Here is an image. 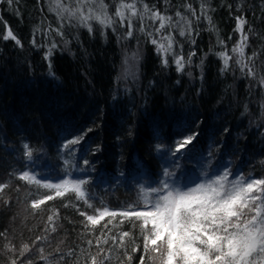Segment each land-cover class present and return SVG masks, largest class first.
Wrapping results in <instances>:
<instances>
[{"label":"trees","instance_id":"trees-1","mask_svg":"<svg viewBox=\"0 0 264 264\" xmlns=\"http://www.w3.org/2000/svg\"><path fill=\"white\" fill-rule=\"evenodd\" d=\"M116 2L105 0L110 15L115 13ZM137 3L141 9L147 4L171 17L173 26L161 33L170 34L174 52L184 56L182 72L176 70L170 55L168 65L162 63L152 37L139 30L138 18L128 38L126 25L114 30L93 21L89 32L74 22L59 20L52 11L53 0L0 3V184L8 185L0 193V232L5 233L0 236V264H11L13 259L20 264L19 250L24 244L30 248L25 255L32 264H84L81 251L88 249L87 240L95 244V236L107 222L85 229L77 208L88 214L93 209L71 193L56 197L54 189L19 180L23 171L43 181L86 179L93 206L110 209L133 204L141 186H157L166 179V169L175 173L173 179L181 185L206 179L205 172L212 176L221 170L264 177V85L260 83L264 77V0ZM181 17L189 22L190 32L185 36L179 35L178 25L185 23ZM237 17L246 21L245 61L252 58L249 67L254 77L245 74L247 69L242 73L235 63L232 49L241 39ZM143 24L146 32L160 39L155 31L159 21L146 17ZM57 28L63 35L57 34ZM8 30L20 44L3 39ZM221 51L233 57L227 70H222ZM134 54V62H129L138 71L135 83L122 76ZM190 133L199 135L182 153L172 155L169 149ZM81 135V143L63 147ZM25 144L33 153L31 159L25 155ZM46 195L54 199L38 210L30 207L32 200ZM53 210L59 213L57 230L45 232ZM129 229L125 222L113 234ZM132 232L140 244L139 230ZM38 236L47 239L37 241ZM11 247L16 251H9ZM39 249L47 260L41 259ZM69 251L73 255H67ZM89 251L94 254L95 246ZM140 255L132 253L131 264H139Z\"/></svg>","mask_w":264,"mask_h":264},{"label":"snow or ice","instance_id":"snow-or-ice-1","mask_svg":"<svg viewBox=\"0 0 264 264\" xmlns=\"http://www.w3.org/2000/svg\"><path fill=\"white\" fill-rule=\"evenodd\" d=\"M3 2L11 5L13 0H0V3ZM108 9L109 5L105 0H71L69 3L65 0H53L52 6V11L59 20L74 22L80 27L87 28L89 32L92 31L93 21L104 28L114 30L115 26L126 25L128 38L133 36V20L138 18L141 21L139 30L152 37L151 43L156 45V52L161 55L162 63L167 66V57L170 55L176 70L178 72L184 70L185 58L174 52L172 36L161 33L162 29L173 26L171 17L161 15L147 4L141 9L137 0H117L114 15H110ZM189 10H191L190 6ZM177 16H180L179 12ZM146 17L152 21H159L155 31L160 34V39L154 38L151 31L146 32V26L143 24ZM181 19L185 23L178 25L179 35L185 36L186 31L190 32L189 22L184 17ZM208 19L211 21L210 17ZM245 23L244 19L237 17L236 30L241 32V39L232 52L237 57L235 63L239 66V70L245 73L247 69L245 74L254 77L255 72L249 67L252 58L248 57V61H245L248 40L243 29ZM55 31L58 35H63L60 28ZM10 38L20 44L13 32L8 30L3 39ZM192 43L195 41L193 40ZM51 48H56V44L53 43ZM50 55L51 49L45 59L47 60ZM192 55L195 53H190L188 63L191 62ZM218 55L223 60L222 70H227L229 61L233 57L226 51H221ZM133 58H136V54ZM260 83L264 85V77L260 79ZM197 135L199 133L183 136L169 151L172 155L182 153L193 143ZM82 140L83 135L77 136L66 141L63 147L69 149ZM24 149L25 155L31 159L33 153L28 150L27 144L24 145ZM65 163L68 164V161ZM84 164L87 165L88 161L85 160ZM204 175L207 176L206 179L181 185L173 179L175 173L166 169L163 172V177L166 179H161L157 186H141L136 201L122 209L94 207L86 189L88 180L83 178L43 182L28 171L21 172L17 178L29 185L35 184L44 189H54L56 197H64L71 193L76 200L93 209V214H88L77 208L79 215L84 217L82 223L85 229L97 228L107 219L100 233L95 236V244L93 239H88V249L81 251V255H84V264H114L115 261H119V264H125V261L131 264L132 253L138 251L141 252L138 257L139 264H146V261L147 264H264V177H256L251 173L245 175L242 172L234 174L230 170H221L212 176H208L205 172ZM7 187V184H0V193ZM52 199H54L52 195L34 199L30 207L38 210L46 201ZM7 203L8 201H5V204ZM63 206L69 207V204L65 203ZM72 206L76 207V205ZM58 216L59 213L53 210L52 215L47 217L48 226L45 232L57 230ZM125 222H129L130 229L113 234V229H119ZM109 225L112 227L110 228ZM133 229L139 230L140 244L136 243L133 237ZM0 236H5V233L0 232ZM36 239L46 240L47 237L38 236ZM110 241V246L105 247ZM93 245L96 249L94 254L89 251ZM8 250L16 251L14 247ZM29 251L27 244L19 250L20 264H25V260L27 264H32V260L25 255ZM39 251L41 259L47 260L42 254L43 249ZM57 251L59 252V249ZM67 255L71 256L73 252L69 251ZM11 264H17V260L13 259Z\"/></svg>","mask_w":264,"mask_h":264},{"label":"rangeland","instance_id":"rangeland-1","mask_svg":"<svg viewBox=\"0 0 264 264\" xmlns=\"http://www.w3.org/2000/svg\"><path fill=\"white\" fill-rule=\"evenodd\" d=\"M129 61H131V63H133L134 62V58L131 57L126 62V65H125V68H124V71H123V75L122 76H124V80L125 79L126 80H131V81H133V83H135L136 82L135 77H136L138 71H137L136 66L135 65L133 66V64H131ZM30 174H32V173H30ZM34 175H36V174H34ZM43 182H51V181H43Z\"/></svg>","mask_w":264,"mask_h":264}]
</instances>
